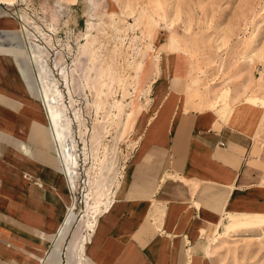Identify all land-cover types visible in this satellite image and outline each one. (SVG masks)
<instances>
[{
	"label": "rangeland",
	"instance_id": "obj_1",
	"mask_svg": "<svg viewBox=\"0 0 264 264\" xmlns=\"http://www.w3.org/2000/svg\"><path fill=\"white\" fill-rule=\"evenodd\" d=\"M8 6L40 51L36 86L42 88L40 66L59 90L78 160L61 264H89L69 248L77 235L89 239L114 201L150 121L156 82L170 83L200 109L237 119L264 153V0H13ZM249 103L255 111H247ZM232 223L238 225L213 249L219 263L264 264V213H226L219 231ZM215 227L202 231L204 249Z\"/></svg>",
	"mask_w": 264,
	"mask_h": 264
},
{
	"label": "crops",
	"instance_id": "obj_2",
	"mask_svg": "<svg viewBox=\"0 0 264 264\" xmlns=\"http://www.w3.org/2000/svg\"><path fill=\"white\" fill-rule=\"evenodd\" d=\"M9 7L0 3V264H61L73 188L36 86L40 51ZM150 100L114 201L69 253L89 264H220L202 231L226 213H264V153L237 119L170 83L156 82Z\"/></svg>",
	"mask_w": 264,
	"mask_h": 264
},
{
	"label": "bare ground",
	"instance_id": "obj_3",
	"mask_svg": "<svg viewBox=\"0 0 264 264\" xmlns=\"http://www.w3.org/2000/svg\"><path fill=\"white\" fill-rule=\"evenodd\" d=\"M0 3L6 4V5H12L13 0H0ZM33 53L34 54L32 57H33L34 61H36V63H38V65L41 66V63H39V57L37 56L36 52H33ZM40 66H39V69L41 72L40 74H41V76H43L41 78V80H42V88L41 89H42V93L44 95L43 99H44L45 106H46V109H47V112L49 115L50 124L52 125V127L55 131V135L57 137L60 155L64 161V170L67 173V176H68L69 181L71 183V187L73 189H76V187H77L76 163L78 160H76V157H75L73 149H72L71 140H70L71 137L69 135V125L64 120L63 105L58 98L60 93H59L58 89L56 90L53 88L50 81L46 78V74L41 70ZM256 107H257V104L249 103V107H248L247 111H249V110L255 111ZM217 115H218V113H217ZM234 227H236V225H234L232 223L230 225V227H228V226L226 227V228H228L227 231L221 233L219 231V225L217 226V228L214 230V233L209 238L210 242H209L208 249H207V255H212V253H213L212 249H211V245L217 244L218 239L223 238L224 236H227L230 228H234ZM217 236H219V237H217ZM86 239H84V240H86Z\"/></svg>",
	"mask_w": 264,
	"mask_h": 264
}]
</instances>
